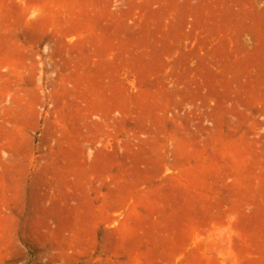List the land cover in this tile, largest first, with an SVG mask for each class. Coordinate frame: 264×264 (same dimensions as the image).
<instances>
[{"label": "rangeland", "instance_id": "obj_1", "mask_svg": "<svg viewBox=\"0 0 264 264\" xmlns=\"http://www.w3.org/2000/svg\"><path fill=\"white\" fill-rule=\"evenodd\" d=\"M0 264H264V0H0Z\"/></svg>", "mask_w": 264, "mask_h": 264}]
</instances>
